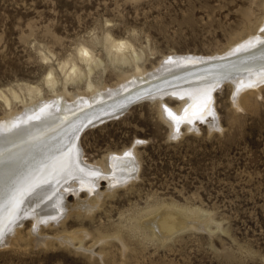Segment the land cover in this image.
Listing matches in <instances>:
<instances>
[{
    "label": "rangeland",
    "instance_id": "374dc122",
    "mask_svg": "<svg viewBox=\"0 0 264 264\" xmlns=\"http://www.w3.org/2000/svg\"><path fill=\"white\" fill-rule=\"evenodd\" d=\"M263 19L264 0H0V89L10 99L13 89L28 101L23 84H33L47 98L42 76L51 66L62 91L57 63L75 60L85 68L75 59L80 44L101 59L91 83L114 85L132 69L110 62L106 33L129 41L149 72L175 53L221 52ZM83 79L64 88L84 93ZM259 88L257 94L239 93L242 107L232 103L228 83L217 89L215 127L212 118L196 119L194 128L181 124L179 135H169L166 112L181 103L167 95L134 102L120 116L85 128L79 144L87 164L134 149L136 178L101 193L86 212L72 211L76 197L67 193V215L38 229L41 243L34 241L33 222L24 219L16 238L0 246V264H264V84ZM15 101L11 107L21 109ZM3 103L0 118L9 112ZM107 182L100 179L97 190L106 191ZM87 193L82 189L78 196L85 200ZM168 203L194 209L197 216H187L163 242L137 224L151 208ZM82 229L88 233L81 242L65 239Z\"/></svg>",
    "mask_w": 264,
    "mask_h": 264
},
{
    "label": "bare ground",
    "instance_id": "6f19581e",
    "mask_svg": "<svg viewBox=\"0 0 264 264\" xmlns=\"http://www.w3.org/2000/svg\"><path fill=\"white\" fill-rule=\"evenodd\" d=\"M238 40L214 55L175 53L164 57L158 67L147 72L139 64L142 55L129 41L115 39L106 33L104 48L110 62L129 65L132 69L114 85L97 86L91 83L90 73L95 66H99L101 59L90 48L80 44L75 48V59L85 68L75 60L57 63L63 74L62 91L58 92L55 87L58 81L52 74L51 66L42 76L51 93L47 98L43 97L40 87L33 84H23L28 101L20 99L16 91L9 89L11 98L21 103L22 107L18 110L11 107L12 99L0 89V99L9 110L0 118V230L5 234L0 246L16 238L24 219L33 222L34 241L41 243L38 229L45 225H57L67 215L62 212L66 207L67 193L76 197L70 209L74 212L84 209L86 212L98 202L101 193L112 191L136 178L140 164L132 155L135 154L134 149L107 154V158L104 157L97 166L86 163L79 140L75 139L82 119L106 112H124L129 107L121 108L124 96L133 90L144 89L146 95L136 102L161 100L167 95L180 100L181 105L177 109L164 111L169 135L175 136L181 124H185L187 129L194 128L193 121L196 119L206 121V118H212L209 125L216 126L213 100L215 91L223 84L228 83L233 89L231 99L237 107H242L240 92L259 93L260 85L264 84V67H261L259 59L252 57L259 56L258 49L264 43V19L254 31ZM47 58L45 55L42 57L43 60ZM83 78L86 81L84 93L70 94L64 88L65 83L79 82ZM118 84L121 86L111 88ZM249 84L252 86L248 87ZM246 94L243 95L246 97ZM103 178H107L108 187L106 191H98L97 185ZM82 189L89 193L85 200L78 196ZM190 215L195 216L196 210L163 204L151 208L139 220L137 227L146 230L148 236H156L164 242L182 228L184 220H188L189 217H186ZM87 233L84 229L69 232L65 234V239L77 237L80 240ZM114 235L120 238L119 233ZM103 237L96 240L99 242Z\"/></svg>",
    "mask_w": 264,
    "mask_h": 264
},
{
    "label": "water",
    "instance_id": "95a60500",
    "mask_svg": "<svg viewBox=\"0 0 264 264\" xmlns=\"http://www.w3.org/2000/svg\"><path fill=\"white\" fill-rule=\"evenodd\" d=\"M146 95V91L144 89H138V90H133L127 95L124 96L125 102H123L121 105V108L124 109V107L131 105L132 103L138 101L142 97ZM115 112V111H114ZM119 113H122L121 110H119L118 114H113V112H106L101 114L100 116L94 117V118H89V119H82L79 126L77 127V132L75 135L76 141L79 140V135L80 133L87 127L93 126L99 122H102L106 119L116 117L119 115ZM203 121V120H200Z\"/></svg>",
    "mask_w": 264,
    "mask_h": 264
},
{
    "label": "snow or ice",
    "instance_id": "6c2138e0",
    "mask_svg": "<svg viewBox=\"0 0 264 264\" xmlns=\"http://www.w3.org/2000/svg\"><path fill=\"white\" fill-rule=\"evenodd\" d=\"M259 51V56L256 57L255 55H253V59H259L260 63H261V67H264V43L260 44V47L258 49ZM248 87H251L252 85L249 84L247 85ZM118 163L120 162L119 160L117 161ZM4 232L2 230H0V242H4Z\"/></svg>",
    "mask_w": 264,
    "mask_h": 264
}]
</instances>
